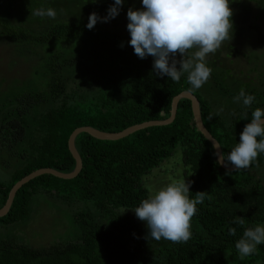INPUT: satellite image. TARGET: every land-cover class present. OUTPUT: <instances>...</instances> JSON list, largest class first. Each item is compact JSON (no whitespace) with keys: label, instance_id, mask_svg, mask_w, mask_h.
I'll use <instances>...</instances> for the list:
<instances>
[{"label":"trees","instance_id":"1","mask_svg":"<svg viewBox=\"0 0 264 264\" xmlns=\"http://www.w3.org/2000/svg\"><path fill=\"white\" fill-rule=\"evenodd\" d=\"M250 2L257 10L255 17L264 19V0H230L231 46L226 48V41L221 45L226 55L236 53L233 44L240 42L242 24L253 31L256 43L262 42L257 25L247 22ZM113 3L0 0V42L8 43L14 56L8 64L21 59L26 66L21 78L0 73V207L9 188L27 173L40 167L61 172L73 168L66 140L75 127L114 132L164 119L171 98L188 90L197 98L202 124L226 158L239 143L252 111L264 110V63L256 64L257 55L250 62L247 56L249 67L236 74L232 64L224 68L225 55L221 57L218 49L206 57L212 70L206 88L192 90L187 73L179 82L159 77L153 72V57L140 59L134 54L128 43L127 10L142 9V0H124L114 19L97 22L91 30L86 27L91 13L104 17ZM41 8L54 9L55 19L31 15ZM196 50H189V56ZM241 88L255 97L250 107L233 99ZM74 146L81 160L74 177L47 173L33 177L15 191L8 211L0 217L4 224L20 226L37 203H49L48 207L65 213L66 230L39 246L5 235L0 238V264H256L264 260V244L243 260L235 247L247 228L264 226V154L245 170L221 168L212 145L194 126L188 99L177 101L168 124L110 141L80 132ZM175 148L189 173L184 175L191 184L189 198L206 192L186 243L146 239V222L132 213L149 196L142 177ZM241 217L243 225L234 223ZM229 228H235V235H229Z\"/></svg>","mask_w":264,"mask_h":264},{"label":"clouds","instance_id":"2","mask_svg":"<svg viewBox=\"0 0 264 264\" xmlns=\"http://www.w3.org/2000/svg\"><path fill=\"white\" fill-rule=\"evenodd\" d=\"M123 3L124 0H114L104 17L91 13L86 27L91 30L97 22L114 19ZM229 3L230 0H142V9L130 7L127 10V30L131 37L128 43L138 58L153 57V72L157 76H167L173 82H179L187 73L191 89L198 90L211 76L206 57L215 53L224 41L232 39L233 12ZM31 15L55 19L56 11L41 8ZM194 48L197 50L189 56V50ZM178 55L181 57L179 60L176 59ZM233 99L247 108L255 97L241 88ZM251 116L250 123L240 133L239 143L226 158L220 154L217 163L231 164L233 170L240 171L249 168L259 154H264V110L256 108ZM190 186L186 181L170 183L150 193L132 209L140 221L146 222V239H165L173 243H186L191 239V220L198 212L197 205L203 203L206 192L198 191L195 198L190 199ZM234 223L243 225L244 219L237 218ZM228 231L229 235H235V228ZM260 244H264V226L247 228L235 244L239 258L243 260L255 254Z\"/></svg>","mask_w":264,"mask_h":264},{"label":"rangeland","instance_id":"3","mask_svg":"<svg viewBox=\"0 0 264 264\" xmlns=\"http://www.w3.org/2000/svg\"><path fill=\"white\" fill-rule=\"evenodd\" d=\"M249 8L247 22L250 23L252 21L257 25L262 35V42L256 43L257 39H255L253 31L247 25L242 24L241 30H239L237 35V39L240 40L241 44L240 42L236 45L233 44L235 48H238L236 53L233 52L234 56L238 55V58L226 55L228 54L227 49L219 48L222 49L220 56L223 57L225 55L224 59H222L226 64L224 68H227L228 64H232L235 67L236 74L246 71L247 67H249V63H246L248 61L247 56H249V62L253 55H257L256 64L264 63V19L255 17L254 14L257 10L254 8V2H250ZM228 46H231L230 41H226L225 47L228 48ZM11 52V46L8 43L0 42V73L5 75V78L10 75L21 78L26 71L25 63L21 59H15V63L10 66L8 64L10 61L9 57H14ZM253 75L254 73L251 72L250 77ZM201 88H206V86L203 85ZM183 168L179 148H175L169 157L164 159L157 167L152 168L148 174L142 177L141 181L150 195V193L170 183L184 182V175L189 173L185 172ZM47 205L49 203H37L33 208L31 217L20 226L15 223L4 224L0 221V238L13 234L25 239L32 246L46 245L57 239L58 234H61L62 230H66V215L56 206L52 208ZM132 213L135 214L134 212ZM142 223L144 222L142 221ZM256 264H264V260L257 261Z\"/></svg>","mask_w":264,"mask_h":264},{"label":"water","instance_id":"4","mask_svg":"<svg viewBox=\"0 0 264 264\" xmlns=\"http://www.w3.org/2000/svg\"><path fill=\"white\" fill-rule=\"evenodd\" d=\"M180 98H186L190 102V109H191V114H192V120L194 123L195 128L201 133V135L210 142L213 148L214 152V157L215 160L218 161L219 156L221 154L220 147L218 142L211 136V134L207 131V129L204 127V125L201 122L200 114H199V108H198V101L197 98L195 97L194 94H192L188 90H181L178 93H176L170 101V110L169 114L166 118L164 119H152V120H146L140 123H135L132 125H129L119 131H101L96 128H93L91 126L83 125V126H78L75 127L71 130L69 133L67 140H66V146L67 150L69 151L71 157L74 160V166L73 168L68 171V172H61L56 169L50 168V167H40L37 168L26 175L22 176L20 179H18L16 182L13 183V185L9 188L6 199L3 203V205L0 207V217L5 215L6 212L8 211L11 201L13 199V196L15 194V191L25 182L28 180L32 179L33 177L47 173L51 174L55 177L63 178V179H69L74 177L80 170L81 168V160L80 157L75 149L74 146V137L80 133V132H85L88 135H90L93 138L99 139V140H116L120 139L122 137H125L129 135L130 133L148 127V126H154V125H164L170 123L175 115V110H176V105L177 101ZM250 123V122H249ZM218 165L225 169V170H233V166L231 164H219Z\"/></svg>","mask_w":264,"mask_h":264}]
</instances>
